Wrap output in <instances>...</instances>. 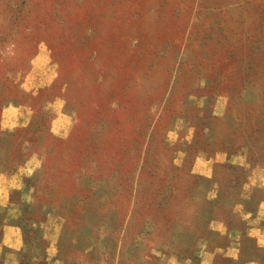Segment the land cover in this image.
Returning <instances> with one entry per match:
<instances>
[{"label":"rangeland","instance_id":"374dc122","mask_svg":"<svg viewBox=\"0 0 264 264\" xmlns=\"http://www.w3.org/2000/svg\"><path fill=\"white\" fill-rule=\"evenodd\" d=\"M15 172L19 264H264V0H0Z\"/></svg>","mask_w":264,"mask_h":264},{"label":"crops","instance_id":"0c3cea01","mask_svg":"<svg viewBox=\"0 0 264 264\" xmlns=\"http://www.w3.org/2000/svg\"><path fill=\"white\" fill-rule=\"evenodd\" d=\"M61 106V105H60ZM61 108V107H60ZM71 117L67 113H62L61 110L53 118V123L50 128L52 134L63 135L68 131ZM196 159L193 171L196 172L199 178L207 179L210 177L209 173L212 168V163L207 160ZM36 165L35 167H37ZM25 170V166L22 167ZM30 169V166H28ZM29 171L27 174H30ZM21 173L15 172L13 174L3 175L0 174V264H19L18 252L20 251L22 243V235L20 228L13 223L14 219L10 213L12 209L8 204L9 193L13 189H18L21 186ZM14 210V209H13ZM51 256V255H50ZM172 259L177 261L178 256H172ZM205 264H211V260L204 259ZM55 263V262H54ZM48 263V264H54Z\"/></svg>","mask_w":264,"mask_h":264}]
</instances>
